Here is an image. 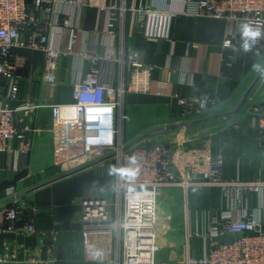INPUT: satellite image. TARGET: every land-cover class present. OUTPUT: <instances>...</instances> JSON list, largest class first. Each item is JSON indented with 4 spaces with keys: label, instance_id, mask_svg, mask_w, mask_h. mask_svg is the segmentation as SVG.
I'll return each mask as SVG.
<instances>
[{
    "label": "built area",
    "instance_id": "obj_1",
    "mask_svg": "<svg viewBox=\"0 0 264 264\" xmlns=\"http://www.w3.org/2000/svg\"><path fill=\"white\" fill-rule=\"evenodd\" d=\"M54 0H0V152L27 156L33 146V135L42 127L36 121L39 109L48 107L55 145V160L62 165L85 166L93 162L108 169V194H90L80 198L78 219L83 232H108L113 236L116 256L114 264H156L158 242L159 196L165 189L181 188L187 198L191 188H217L220 209L204 210L193 224L186 204L187 258L182 264H264V176L250 179L225 176L226 156L213 149V133L206 134L200 146H188L183 141L159 140L140 142L127 148L122 138V113L117 96L127 91H149L153 65L144 64L137 52L120 60L122 68L130 71L129 79L115 87L107 66L118 61L114 56H102L82 49L88 68L74 84L73 100L69 103L42 104L30 97H21V81L14 50H40L44 54L41 80L56 81L58 59L76 54L77 34L68 18L57 13L38 17L34 10L51 11ZM78 8L93 7L109 14L112 20L136 14L137 26L149 39L169 36V22L174 13L160 10L148 2L139 5L118 4L108 0H65ZM34 7V10L31 8ZM184 12L195 16L218 17L231 26L224 47L264 52V0H184ZM248 25L259 35L245 36ZM69 28L66 45L55 47L48 30ZM113 33V32H112ZM242 39L240 44L239 39ZM197 47V44H192ZM160 94L161 92L158 91ZM177 96L181 121L202 116L217 105L203 96ZM102 110L105 117H101ZM251 127L264 140V101H257L248 110ZM94 118L97 129L89 132V120ZM112 127H111V126ZM238 127V122L233 123ZM109 126V127H108ZM110 129L109 133L105 128ZM107 139V140H106ZM19 141L15 148L13 142ZM22 190L9 185L0 198V232L38 233L36 248L6 240L0 252V263L57 264L60 225L54 222L50 232L38 231L35 219L24 220L26 206ZM258 205L250 206L251 196ZM187 203V202H186ZM37 215L38 208L31 207ZM199 212V211H198ZM227 235L235 237L227 240ZM203 241L201 256H195L191 242ZM45 250L46 256H41ZM23 254L22 258L18 253ZM106 253L104 251V258Z\"/></svg>",
    "mask_w": 264,
    "mask_h": 264
},
{
    "label": "crops",
    "instance_id": "obj_2",
    "mask_svg": "<svg viewBox=\"0 0 264 264\" xmlns=\"http://www.w3.org/2000/svg\"><path fill=\"white\" fill-rule=\"evenodd\" d=\"M115 1L127 5H139L149 1L157 9L172 11L174 15L169 22L171 40L147 38L137 26L136 14L128 13L124 18L112 20L106 12L93 7L78 8L65 0H54L48 14L31 7L38 17L49 15L48 18L51 19L57 13L59 17L70 20L77 34L76 54L61 56L58 59L56 81L47 83L41 80L43 52L14 50L13 57L24 76L21 81L22 98L30 97L47 105L71 102L74 84L81 80L83 71L89 66L78 55L86 47L102 56H114L118 59L107 66L110 81L117 87L123 77H130V71L127 67L123 70L120 60H125L129 53L135 51L144 64L153 65L154 69L150 75V90L127 91L122 108L119 109L122 113V138L129 144L148 130L182 120L176 95L203 96L217 102V105L200 117L233 110L259 73L254 70L253 65L264 66V52L257 54L243 47L234 49L223 46V41L231 30L226 20L187 14L183 11L184 0H108L109 3ZM69 31L68 27H50L48 34L52 45H66ZM239 42L241 44V38ZM192 44L198 46L193 47ZM257 101H264V75L236 115L199 122L174 131L167 130L168 132L160 135H166L165 139L172 141H183L188 146H200L203 138L211 131L214 151H222L227 156L226 177H235L238 174L243 179L260 174L264 176V140L259 141L258 131L251 127L248 115L249 108ZM36 115L42 131L39 136L33 135V146L28 155L0 152V198L4 195V184L11 183L18 190H22L21 201L28 206L24 211V220L35 219L39 232H50L54 222L59 223L57 264H114L110 261L115 258L117 251L113 236L108 232H83L77 216L81 208L80 198L90 194H108V169L96 163L74 172L83 166L57 163L53 136L49 131L50 109L41 108ZM101 117H105L103 110ZM236 121L238 127L233 125ZM88 127L90 133L99 131L94 118L89 120ZM108 127L105 130L109 133ZM177 131L183 137L171 138L172 133ZM149 138L144 141H156L152 136ZM13 145L17 148L20 142L16 140ZM60 176L62 177L59 178ZM55 178L59 179L51 182ZM168 189V192L182 190ZM192 190L193 196L188 194L186 202L188 201L193 224L200 218L198 211L202 212V208L209 211L221 208L222 200L217 188ZM196 191H199L198 195ZM194 196H200V200L193 201ZM257 205V197L251 196L250 206ZM33 206L38 208L37 215L32 212ZM185 217L186 209L183 222ZM185 231L186 225L184 235ZM38 237V233L0 232V252L6 240L36 248ZM234 237L227 235L225 239ZM194 241L197 245L202 242L198 239ZM192 253L198 257L202 255L198 250ZM41 256H46L45 250L41 252ZM18 257L22 258L23 254L19 252Z\"/></svg>",
    "mask_w": 264,
    "mask_h": 264
},
{
    "label": "rangeland",
    "instance_id": "obj_3",
    "mask_svg": "<svg viewBox=\"0 0 264 264\" xmlns=\"http://www.w3.org/2000/svg\"><path fill=\"white\" fill-rule=\"evenodd\" d=\"M117 99L118 101H122L120 104V108H122L124 97L121 99V97H119L118 95ZM224 118H228V117H224ZM163 133L164 132L156 135H152V139L156 141L169 140V139H165L166 135L165 136L160 135ZM210 133L212 132L210 131L207 134ZM172 134L173 136L171 138L174 139H178L176 137H183L180 133H178V131ZM159 136H163V137H159ZM156 141H152V142H156ZM142 142H151V141H142ZM125 143L127 144L126 141ZM192 189H197V188L189 189L188 194H190L191 197L193 196ZM168 190L169 189H165L158 199V202L160 203L159 225H158V242L160 249L156 253V264H182L183 260L186 261L188 254L187 244L184 237L186 220L185 222H183V216L185 214V209H186L185 204H186V199L188 200V195L186 198L183 190L178 191L175 189L172 192H168ZM179 192H181V194ZM198 200H200V196H196V198L194 196L193 201L196 202ZM202 209L203 211L206 210V208H202ZM200 212L201 211H199V213ZM189 213L191 214V211H189ZM191 247L193 251L198 250L199 254H201L203 250V241L201 242L200 245H197L195 241H192Z\"/></svg>",
    "mask_w": 264,
    "mask_h": 264
},
{
    "label": "water",
    "instance_id": "obj_4",
    "mask_svg": "<svg viewBox=\"0 0 264 264\" xmlns=\"http://www.w3.org/2000/svg\"><path fill=\"white\" fill-rule=\"evenodd\" d=\"M263 75H264V73H262V72L258 73L256 78L253 80V82L248 87V89L243 94V96L241 97L240 101L238 102V104L235 106V108L233 110L228 111V112H224V113H216V114H212V115H209V116H203V117H199V118H195V119H191V120L180 121V122H176V123L169 124V125H166V126H161V127H158V128H153L151 130H148L144 134L140 135L138 138H136L131 143H129L127 145V148L144 141L145 139L149 138L152 135H155V134H158V133H162V132H165L167 130L174 131V130H178V129L182 128V127H186V126H189V125H192V124H196V123H199V122L208 121V120H211V119H216V118H221V117H229V116L236 115L241 110V108L244 106V104L248 100V97H249L250 93L252 92V90L254 89V87L256 86V84L258 83V81L261 79V77ZM97 162H93L91 164L85 165V166L75 170L74 172H77V171L85 169V168H87L89 166H92V165L96 164ZM71 173H73V172H71ZM62 176H60L59 178H61ZM59 178H55V179L51 180V182L54 181V180H57ZM25 193H23V194H25Z\"/></svg>",
    "mask_w": 264,
    "mask_h": 264
},
{
    "label": "clouds",
    "instance_id": "obj_5",
    "mask_svg": "<svg viewBox=\"0 0 264 264\" xmlns=\"http://www.w3.org/2000/svg\"><path fill=\"white\" fill-rule=\"evenodd\" d=\"M244 33H245V36L250 37V38H255L256 36L259 35L258 31L254 32L248 25L244 26ZM247 48H248V45L245 44V49L247 50ZM253 68L255 71L264 73V66H261L260 64L253 65Z\"/></svg>",
    "mask_w": 264,
    "mask_h": 264
},
{
    "label": "trees",
    "instance_id": "obj_6",
    "mask_svg": "<svg viewBox=\"0 0 264 264\" xmlns=\"http://www.w3.org/2000/svg\"><path fill=\"white\" fill-rule=\"evenodd\" d=\"M189 146H191V145H189ZM217 150H215V152H216ZM226 156V155H225ZM226 159H227V156H226ZM9 185H11V183H6V184H4V186H3V190L5 191V189H6V187H8ZM199 192V191H198ZM197 191H196V195H198L199 193H198Z\"/></svg>",
    "mask_w": 264,
    "mask_h": 264
},
{
    "label": "bare ground",
    "instance_id": "obj_7",
    "mask_svg": "<svg viewBox=\"0 0 264 264\" xmlns=\"http://www.w3.org/2000/svg\"><path fill=\"white\" fill-rule=\"evenodd\" d=\"M111 126V125H110Z\"/></svg>",
    "mask_w": 264,
    "mask_h": 264
}]
</instances>
